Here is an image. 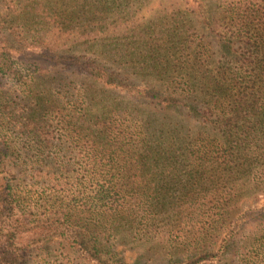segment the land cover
<instances>
[{
	"label": "trees",
	"instance_id": "1",
	"mask_svg": "<svg viewBox=\"0 0 264 264\" xmlns=\"http://www.w3.org/2000/svg\"><path fill=\"white\" fill-rule=\"evenodd\" d=\"M48 245L261 264L264 0H0V264Z\"/></svg>",
	"mask_w": 264,
	"mask_h": 264
},
{
	"label": "rangeland",
	"instance_id": "2",
	"mask_svg": "<svg viewBox=\"0 0 264 264\" xmlns=\"http://www.w3.org/2000/svg\"><path fill=\"white\" fill-rule=\"evenodd\" d=\"M154 2L155 0H151ZM260 199L257 201L253 206L259 207L262 203ZM62 256H66V258L62 259ZM32 262L38 263V264H72L75 262L74 255L71 254H65L64 249L59 245H48L44 247H40L38 249H34L30 255ZM64 259H68V262L64 261ZM259 260L261 264H264V256H259ZM66 262V263H65ZM34 263V264H35Z\"/></svg>",
	"mask_w": 264,
	"mask_h": 264
}]
</instances>
